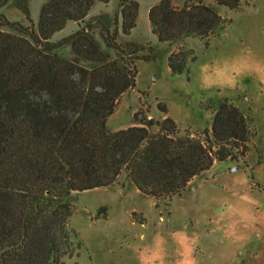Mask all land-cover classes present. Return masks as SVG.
I'll list each match as a JSON object with an SVG mask.
<instances>
[{
	"label": "trees",
	"instance_id": "obj_1",
	"mask_svg": "<svg viewBox=\"0 0 264 264\" xmlns=\"http://www.w3.org/2000/svg\"><path fill=\"white\" fill-rule=\"evenodd\" d=\"M109 1L48 0L36 28L0 15V264H64L78 256L81 242L69 227L72 192L110 186L125 170L141 193L168 199L215 161L247 150V117L225 98L211 105V126L202 138L178 136L171 117L147 119L139 111L132 116L136 124L107 128L119 97L135 86L136 60L150 59L134 44L117 41L119 26L128 35L136 25V0H118V11L85 23L96 2ZM7 2L0 0V8ZM214 2L229 9L239 4ZM14 3L31 21L27 0ZM148 20L167 45L207 40L227 23L211 5L184 1L175 7L171 0L150 6ZM67 21L79 27L51 41ZM65 47L69 56L61 52ZM191 53L171 52L170 72L188 73Z\"/></svg>",
	"mask_w": 264,
	"mask_h": 264
},
{
	"label": "rangeland",
	"instance_id": "obj_2",
	"mask_svg": "<svg viewBox=\"0 0 264 264\" xmlns=\"http://www.w3.org/2000/svg\"><path fill=\"white\" fill-rule=\"evenodd\" d=\"M14 1L8 0L0 15L36 28L48 0H27L31 21ZM136 1V25L128 35L119 26L117 41L134 44L150 59L136 60L135 86L119 97L107 128L136 124L132 116L139 111L147 119L171 117L178 136L202 138L211 126V105L225 98L247 117V150L233 160L215 161L168 199L141 193L125 170L110 186L72 192L69 227L81 246L79 255L66 257L64 264H264V0H239L235 9L214 0H171L175 7L184 1L211 5L227 20L207 40L188 37L172 45L151 32L148 9L159 0ZM117 3L96 2L85 23L99 13L112 15ZM78 27L67 21L50 40ZM180 50H191L187 58L195 59L189 60L188 73L172 74L167 57ZM61 52L70 55L68 47Z\"/></svg>",
	"mask_w": 264,
	"mask_h": 264
},
{
	"label": "crops",
	"instance_id": "obj_3",
	"mask_svg": "<svg viewBox=\"0 0 264 264\" xmlns=\"http://www.w3.org/2000/svg\"><path fill=\"white\" fill-rule=\"evenodd\" d=\"M115 131V130H114Z\"/></svg>",
	"mask_w": 264,
	"mask_h": 264
}]
</instances>
